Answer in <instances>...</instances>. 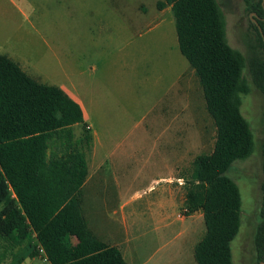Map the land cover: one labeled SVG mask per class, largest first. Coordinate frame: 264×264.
<instances>
[{"label": "rangeland", "instance_id": "1", "mask_svg": "<svg viewBox=\"0 0 264 264\" xmlns=\"http://www.w3.org/2000/svg\"><path fill=\"white\" fill-rule=\"evenodd\" d=\"M158 1L0 0V54L82 105L87 126L74 130L78 138L91 130L88 166L92 173L101 165L99 173H104L103 183H89L82 191L91 228L103 238L126 241L129 251L119 247L129 263L131 255L144 264H196L193 247L205 231L202 212L183 222L177 213L185 216L193 161L213 151L217 132L198 78L180 52L171 7L159 10ZM218 2L230 45L246 54L244 34L251 16L244 1ZM242 112L255 134V147L228 172L243 202L232 254L234 264H258L254 234L264 179V98L259 90L244 95ZM169 176L171 188H176L175 209L167 204L164 210L173 225L156 231L154 221L142 212L149 200L155 202L156 214L162 212L159 190ZM123 209L133 213L135 223L130 220L128 228ZM34 261L49 264L39 255Z\"/></svg>", "mask_w": 264, "mask_h": 264}, {"label": "trees", "instance_id": "2", "mask_svg": "<svg viewBox=\"0 0 264 264\" xmlns=\"http://www.w3.org/2000/svg\"><path fill=\"white\" fill-rule=\"evenodd\" d=\"M243 1L264 32L263 0ZM157 6L171 7L180 52L198 78L217 132L213 151L195 157L186 183L184 213L201 211L205 223L194 259L234 264L232 241L241 230L243 202L228 172L254 151L255 134L242 104L252 88L264 98L263 36L249 17L247 53L232 47L218 0H159ZM76 125L87 126L79 102L0 54V264L38 255L50 264H129L118 246L94 234L83 214L93 135L90 130L78 138ZM261 152L264 173V138ZM261 190L254 234L258 264L264 261V179Z\"/></svg>", "mask_w": 264, "mask_h": 264}, {"label": "crops", "instance_id": "3", "mask_svg": "<svg viewBox=\"0 0 264 264\" xmlns=\"http://www.w3.org/2000/svg\"><path fill=\"white\" fill-rule=\"evenodd\" d=\"M69 94V93H68ZM72 98H74L71 94H69ZM76 100V99H75ZM77 101V100H76ZM78 102V101H77ZM82 106V105H81ZM83 109V108H82ZM84 112V110H83ZM84 119H85V113H84ZM86 121V120H85ZM77 126V125H76ZM90 152V150H88ZM87 151V152H88ZM100 166V167H99ZM97 166L96 168H94L95 170L92 171L91 173V170L89 169V174H88V178L84 184L85 185H88L89 183H95V184H99L100 183H103V180L101 179V177L104 175L103 172L99 173V171L101 170L102 171V166L99 165ZM89 167V166H88ZM172 180V176H169L167 178H165V181H166V186L162 187L159 191H161V193L163 194V197H164V200L162 201V207L160 206V208L162 209V212H157V214L155 213V211H153L152 207L155 205V202L153 204L152 201H148L147 202V209L146 211L144 210L142 213H144V215L148 214V219L149 220H153L154 221V224H155V227H154V230L156 231H167L168 229L171 228V226L173 225V222L167 218L166 216V213H165V210H164V207H166V205L168 204L171 208L175 209L174 205H175V193H176V188L172 189L171 188V183L173 181ZM181 184V182H180ZM83 186V187H84ZM96 186V185H95ZM82 191H83V188H82ZM82 203H83V193H82ZM130 201H128L126 204L129 205ZM82 210H83V207H82ZM185 211V209H184ZM132 212V211H131ZM199 212V211H198ZM84 214V212H83ZM202 214V213H201ZM196 215V213H193L191 215H189L190 217ZM203 215V214H202ZM133 216V213H127L124 209L122 210V220H123V223L125 225L126 228L130 227V224H129V221L131 220L132 224H134V220L132 218ZM86 217V216H85ZM188 216H183L182 217V214L181 213H177V219L179 220H183V219H186ZM87 219V217H86ZM204 220V218H203ZM88 221V220H87ZM183 222V221H182ZM88 225L89 227L91 228L89 222H88ZM91 230L94 232V234L100 238L101 240L111 244V245H116V246H124L122 247L125 251H127V247L125 246L126 244V241H123V242H120V241H115L114 240V237L113 235H110V237H107V238H103L102 234H99L98 232L94 231L92 228ZM205 232V231H204ZM102 235V236H101ZM76 240V238H74ZM74 240V242H75ZM73 242V243H74ZM197 243V242H196ZM195 243V244H196ZM195 246V245H194ZM120 248V247H119ZM121 250V248H120ZM122 251V250H121ZM129 251V250H128ZM123 254V253H122ZM130 255V253H129ZM138 255V254H137ZM193 255H194V247H193ZM124 256V255H123ZM125 258V257H124ZM129 260H130V263L129 264H144L142 262H138V260H136V258L134 256H129ZM32 259V260H31ZM35 257H27L21 264H35V261H34ZM126 260V259H125ZM43 261L49 263L47 260L43 259ZM50 264V263H49Z\"/></svg>", "mask_w": 264, "mask_h": 264}, {"label": "water", "instance_id": "4", "mask_svg": "<svg viewBox=\"0 0 264 264\" xmlns=\"http://www.w3.org/2000/svg\"><path fill=\"white\" fill-rule=\"evenodd\" d=\"M263 4H264V0H263ZM250 16H251L252 20L256 23V25L258 26V28H259V30L261 32V35L263 36V40H264V32H263V30H262L257 18L255 17V16H257V14L255 12H252L250 14ZM261 264H264V262H262Z\"/></svg>", "mask_w": 264, "mask_h": 264}, {"label": "built area", "instance_id": "5", "mask_svg": "<svg viewBox=\"0 0 264 264\" xmlns=\"http://www.w3.org/2000/svg\"><path fill=\"white\" fill-rule=\"evenodd\" d=\"M43 251V250H42ZM46 260V259H45Z\"/></svg>", "mask_w": 264, "mask_h": 264}]
</instances>
